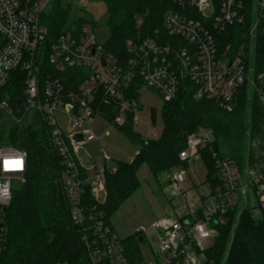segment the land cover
<instances>
[{"label":"built area","instance_id":"1","mask_svg":"<svg viewBox=\"0 0 264 264\" xmlns=\"http://www.w3.org/2000/svg\"><path fill=\"white\" fill-rule=\"evenodd\" d=\"M168 1L178 8L165 16L168 36L156 31L155 37L130 39L126 55L116 57L105 50L89 25L74 21L71 7L82 9L85 0H0V112L18 124L39 116L48 125L51 145L65 169L63 192L72 221L82 232L87 264H149L144 259L133 261L104 213L84 201L87 186L97 201H105L106 175L117 171L116 165L89 168L80 156L86 143L99 140L92 125L96 116L104 118L103 107L117 112L112 125L121 128L129 117L133 122L138 119L140 105L132 97L133 85L140 82L170 102L183 83L190 82L196 100L231 108L246 97L249 102L256 100L264 113V71L257 72L252 63L258 34L264 35V0H250V4L249 0ZM69 7L67 25L53 37L50 23L58 9ZM250 18L253 23L245 41L225 45L222 34ZM47 61L54 73L45 70L42 75ZM18 69L26 80L24 102L15 106L9 97L1 96ZM76 134L84 140H74ZM208 135H190L180 158L188 163L200 159L199 149L210 140ZM214 158L218 183H209V190L197 199L188 188L186 170L171 175L170 194L181 198L188 212L156 224L154 264H195L197 249L203 260L204 246L214 241L217 226L226 225L231 212L239 216L246 208L264 211V149L256 161L243 166L229 155L215 152ZM27 169V152L0 148V264L5 210L14 183H26ZM91 171L95 172L92 178Z\"/></svg>","mask_w":264,"mask_h":264},{"label":"trees","instance_id":"2","mask_svg":"<svg viewBox=\"0 0 264 264\" xmlns=\"http://www.w3.org/2000/svg\"><path fill=\"white\" fill-rule=\"evenodd\" d=\"M105 2L110 36L104 46L116 57L126 55V43L130 39L155 37L156 31L168 36L165 16L169 10L178 9L168 0ZM69 13L70 7L58 9L50 23L53 37L67 25ZM138 22H142L141 26ZM76 23L80 26L83 20ZM252 23L250 18L245 25L230 27L221 40L225 45L242 43ZM252 63L257 72L264 71V35L258 34ZM43 67L42 75L45 70L54 73L48 61ZM61 75L55 72V76ZM25 80L26 74L21 69L14 71L1 98L9 97L15 106H20L24 102ZM66 83L69 85L71 81ZM141 84L138 82L132 87L135 100ZM194 93L191 83L185 82L178 96L165 102L164 131L160 139L142 138L134 131L130 117L125 126L118 128L139 145L138 153L131 162L117 161V171L107 173L105 201H97L89 186L84 198L86 205L104 213L109 225L121 206L140 188L138 173L144 164L156 179L188 168L190 164L180 154L187 148L190 135L210 133L211 139L199 149L207 168L208 183H218L215 152L229 155L241 166L256 161L254 143L260 140L264 144V113L258 102H249L243 97L228 110L216 101L196 100ZM102 111L106 121L112 124L117 112L110 106L103 107ZM48 131V125L39 116L18 124L0 112V148L12 146L28 154L27 181L14 188L11 204L5 210L3 264H87L82 232L72 221L63 192L61 181L65 169L51 145ZM259 213L256 216L250 208L239 216L236 211L231 212L226 225L217 226L218 235L213 244L201 252L204 257L201 264H264V211ZM140 238L144 242V236L138 232L123 240L133 261L144 259Z\"/></svg>","mask_w":264,"mask_h":264},{"label":"rangeland","instance_id":"3","mask_svg":"<svg viewBox=\"0 0 264 264\" xmlns=\"http://www.w3.org/2000/svg\"><path fill=\"white\" fill-rule=\"evenodd\" d=\"M74 21L83 20V24L89 25L98 37L100 43L105 44L110 36L107 26L108 9L105 0H85L84 7L72 6ZM140 111L138 119L134 122V131L145 140L160 139L164 131L162 110L165 104L160 94L142 84L138 89V100ZM231 110V108H226ZM61 117V116H60ZM92 128L97 141L86 143L80 149V156L85 165L89 168L96 166L103 168L105 165L114 167L117 161L131 162L138 153L139 145L132 141L123 131L106 121L102 116L95 118ZM66 132H70L68 126H64ZM156 133V135L154 134ZM197 132V134H205ZM211 139V136H207ZM204 144L203 146H205ZM264 144L257 140L254 143L255 157L259 156ZM186 168L188 173V188L197 199L200 195L209 190L207 180V168L203 160L198 159L189 163ZM248 163H245L246 165ZM185 170V169H184ZM95 172L91 171V178ZM141 183L140 188L121 206L118 212L111 218V226L121 240H127L138 232L144 236V242L140 243L144 261L149 264L156 262V224L166 217H174L179 214L185 216L188 212L181 198H174L170 194L171 176L163 174L156 179L147 164H144L138 173ZM21 186L15 182L14 187ZM101 201L104 196H100ZM252 209V208H250ZM252 211L256 216L259 212ZM211 241L204 246L206 249L213 244ZM197 249L195 264H201L202 256Z\"/></svg>","mask_w":264,"mask_h":264},{"label":"water","instance_id":"4","mask_svg":"<svg viewBox=\"0 0 264 264\" xmlns=\"http://www.w3.org/2000/svg\"><path fill=\"white\" fill-rule=\"evenodd\" d=\"M104 63H105V60H104ZM73 139L76 140V141H83L84 140V137L83 135L81 134H76V135H73ZM142 238H140V242H142Z\"/></svg>","mask_w":264,"mask_h":264}]
</instances>
